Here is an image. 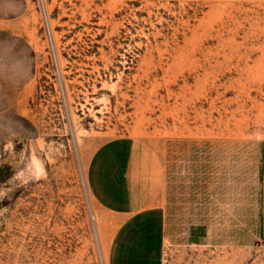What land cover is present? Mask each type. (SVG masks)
<instances>
[{"label":"rangeland","instance_id":"374dc122","mask_svg":"<svg viewBox=\"0 0 264 264\" xmlns=\"http://www.w3.org/2000/svg\"><path fill=\"white\" fill-rule=\"evenodd\" d=\"M127 140L163 190L123 224ZM121 252L264 264V0H0V264Z\"/></svg>","mask_w":264,"mask_h":264},{"label":"crops","instance_id":"0c3cea01","mask_svg":"<svg viewBox=\"0 0 264 264\" xmlns=\"http://www.w3.org/2000/svg\"><path fill=\"white\" fill-rule=\"evenodd\" d=\"M124 142L121 149H117L115 152L116 158L112 161L113 169H109L106 162L105 173L107 178L105 191L107 195L111 193L115 195L112 199L114 200L113 211L121 221L123 220V224L139 214L161 208L160 199L163 190L161 162L155 159L149 165L146 162L142 163L136 159L134 141L127 140ZM124 246V243L111 242L109 250L122 251L127 249ZM131 246L138 248V245ZM149 246H152L153 249L156 248L154 244H149ZM131 256L121 252L116 256L115 261H127L123 264H158L150 261L148 257H139V255L132 253Z\"/></svg>","mask_w":264,"mask_h":264},{"label":"built area","instance_id":"2783aa9c","mask_svg":"<svg viewBox=\"0 0 264 264\" xmlns=\"http://www.w3.org/2000/svg\"><path fill=\"white\" fill-rule=\"evenodd\" d=\"M264 254V253H263Z\"/></svg>","mask_w":264,"mask_h":264}]
</instances>
